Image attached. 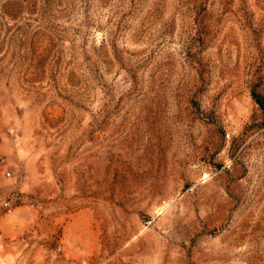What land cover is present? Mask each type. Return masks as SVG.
Returning a JSON list of instances; mask_svg holds the SVG:
<instances>
[{
  "label": "rangeland",
  "instance_id": "1",
  "mask_svg": "<svg viewBox=\"0 0 264 264\" xmlns=\"http://www.w3.org/2000/svg\"><path fill=\"white\" fill-rule=\"evenodd\" d=\"M0 264H264V0H0Z\"/></svg>",
  "mask_w": 264,
  "mask_h": 264
},
{
  "label": "trees",
  "instance_id": "2",
  "mask_svg": "<svg viewBox=\"0 0 264 264\" xmlns=\"http://www.w3.org/2000/svg\"><path fill=\"white\" fill-rule=\"evenodd\" d=\"M255 101H257V102L259 101V103H261L260 100H258L257 96L255 97Z\"/></svg>",
  "mask_w": 264,
  "mask_h": 264
}]
</instances>
